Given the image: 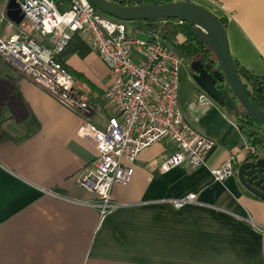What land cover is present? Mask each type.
Listing matches in <instances>:
<instances>
[{"label":"crops","instance_id":"obj_1","mask_svg":"<svg viewBox=\"0 0 264 264\" xmlns=\"http://www.w3.org/2000/svg\"><path fill=\"white\" fill-rule=\"evenodd\" d=\"M193 1L226 19L233 56L263 75L264 0ZM60 61L88 95L89 111L63 107L0 56V264H264V200L245 189L237 172L223 182L211 173L229 157L238 165L250 153L234 115L193 80L180 110L216 142L207 165L184 163L162 173L175 147L151 146L137 159L131 182L113 188L123 206L102 220L88 204L98 196L74 176L98 155L77 134L83 120L105 128L114 116L104 98L109 67L80 32ZM192 193L195 202L175 206Z\"/></svg>","mask_w":264,"mask_h":264},{"label":"built area","instance_id":"obj_2","mask_svg":"<svg viewBox=\"0 0 264 264\" xmlns=\"http://www.w3.org/2000/svg\"><path fill=\"white\" fill-rule=\"evenodd\" d=\"M10 1L0 0V26L5 24L0 56L63 107L75 113L91 108L88 95L60 61L73 33L84 34L109 67L111 81L104 98L114 116L105 128L83 120L77 134L92 142L98 155L74 176L78 186L98 196L88 204L98 209L102 220L123 206L114 201L113 188L131 182L137 159L151 146L168 141L175 147L161 163L162 173L184 163L192 169L207 165L216 142L185 121L179 107L185 59L160 33L148 31L147 39H139L126 22L102 13L89 0H19L24 19L16 23L8 15ZM236 164L231 156L211 173L223 182L236 173ZM196 198L192 193L174 204L182 207Z\"/></svg>","mask_w":264,"mask_h":264},{"label":"water","instance_id":"obj_3","mask_svg":"<svg viewBox=\"0 0 264 264\" xmlns=\"http://www.w3.org/2000/svg\"><path fill=\"white\" fill-rule=\"evenodd\" d=\"M89 1L102 13L119 21L178 19L189 23L194 27L196 42L207 46L215 55L208 62L201 58L192 60L190 72L194 82L228 112L252 117L264 127V110L249 97L231 52L226 26L212 10L193 0L163 4H146L138 0L135 5H124L113 0ZM8 15L16 23L24 19L15 0L9 3ZM223 81L228 87H219ZM236 172L245 189L264 200V149L250 152L237 165Z\"/></svg>","mask_w":264,"mask_h":264},{"label":"trees","instance_id":"obj_4","mask_svg":"<svg viewBox=\"0 0 264 264\" xmlns=\"http://www.w3.org/2000/svg\"><path fill=\"white\" fill-rule=\"evenodd\" d=\"M116 3L124 5H135L138 0H113ZM142 3H156L163 4L172 2L173 0H139ZM164 20V19H163ZM155 21H144L145 25L139 29L143 31H153L160 33L166 40L176 41L182 48L186 56H195L201 58L204 62H208L210 59H214V53L205 45H199L196 42L194 27L189 23L180 22L178 19H165ZM224 25L227 28V21L222 18ZM135 28V31L136 32ZM239 75L244 82L248 91L249 97L252 101L264 110V74L256 75L246 68H244L235 59ZM67 67V66H66ZM68 68V67H67ZM68 70L74 75L71 69ZM225 81L221 82L220 88L225 87ZM224 85V86H223ZM234 115L232 112H230ZM239 122V127L242 133L248 138V145L250 146V152L257 151V148L264 144V127L255 119L249 116H237L234 115Z\"/></svg>","mask_w":264,"mask_h":264},{"label":"rangeland","instance_id":"obj_5","mask_svg":"<svg viewBox=\"0 0 264 264\" xmlns=\"http://www.w3.org/2000/svg\"><path fill=\"white\" fill-rule=\"evenodd\" d=\"M126 25L128 27L129 32L135 31V37L139 38V39H147L149 37L148 32H145L141 29H139L140 27H143L145 25L144 21H132V22H126ZM167 44L169 47H171L172 49L176 50L177 52L180 53V55L185 59V64L186 66L181 67L180 70V91H181V99L179 102V107L180 109H183V107L186 105V95L183 96V91L188 89L191 86V83L193 82L192 76H191V72H190V63L192 62L193 59H195V56H186L181 48V46L173 40H166ZM224 86V85H223ZM225 87H228V84L225 83ZM167 141H163V143H166ZM264 149V144L259 146L257 148L258 151H262Z\"/></svg>","mask_w":264,"mask_h":264},{"label":"flooded vegetation","instance_id":"obj_6","mask_svg":"<svg viewBox=\"0 0 264 264\" xmlns=\"http://www.w3.org/2000/svg\"><path fill=\"white\" fill-rule=\"evenodd\" d=\"M219 85H221V82L219 83Z\"/></svg>","mask_w":264,"mask_h":264}]
</instances>
